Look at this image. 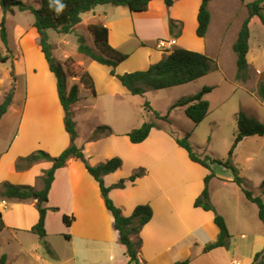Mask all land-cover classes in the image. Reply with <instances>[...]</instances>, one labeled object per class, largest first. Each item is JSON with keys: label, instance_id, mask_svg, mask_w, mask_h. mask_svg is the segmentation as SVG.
<instances>
[{"label": "crops", "instance_id": "0c3cea01", "mask_svg": "<svg viewBox=\"0 0 264 264\" xmlns=\"http://www.w3.org/2000/svg\"><path fill=\"white\" fill-rule=\"evenodd\" d=\"M249 1L252 0H244L243 4ZM235 2L209 0L211 19L204 37L196 35L197 12L201 0H173L170 6L165 5L162 0H151L144 12H132L126 6L102 4L82 13L81 17L92 14L93 24L102 23L108 28L109 44L127 55V58L114 68L115 73L123 74L148 68L175 47L199 51L210 56L207 39L213 20L212 7H216L221 13L225 9L230 10L231 4ZM98 6L104 7L97 11ZM169 19L178 22L173 34L169 31ZM252 23L262 25L258 18H253L249 26ZM222 24L224 25V22ZM15 28L19 36L25 32L24 27ZM33 28L34 44H27V41L22 39L17 41L13 48L7 34L6 47L10 49L8 56L12 60L16 81L12 101L0 119V184L8 182L29 185L39 190L42 186L40 176L52 166V162L39 160L28 168L18 170L15 167L17 159L36 150H44L51 156H57L70 144V136L64 127V111L58 98L56 78L49 70L39 45V34L34 26ZM221 32H224V29ZM36 37L38 42H35ZM170 38L177 40V44L171 49L156 47L159 39ZM248 46L247 61L251 73L249 80L255 81L254 90L249 92L256 95L255 89L264 71V43L257 36L252 37L250 30ZM95 62L91 58L82 62L94 80V92L79 81L70 83V86L77 84L79 89L78 100L71 105L77 131L75 143L82 149L91 165L112 157L121 158V166L104 175V183L107 186L127 178L140 167L145 169V173L133 182L126 181L123 188H112L109 192V196L123 215H130L138 204H148L152 209L151 219L139 233V262L176 264L188 259L189 264H252L253 255L264 245V225L258 217L256 204L247 200L236 185L243 194L241 199L245 198L242 202L247 208L246 211L250 212L252 219L257 215L256 220L259 221L255 222H261L262 227H258V231H231L225 212L218 209L213 199L212 182L220 179L225 185L233 184L235 182L232 181V175L218 178L212 168L209 170L192 161L186 150L177 145L160 124L152 128L143 141L130 142L126 133L133 127L130 107L132 101L127 99L131 94L127 93L120 83L118 85L117 78L110 74V67L105 65L106 69H101ZM86 63L95 69L94 74L86 67ZM117 67H120V71H116ZM23 77L26 79L25 86L21 80ZM246 82L243 83L244 87ZM9 85L8 70L4 73V78H0V102ZM208 86H211L212 90L205 94L204 98L209 101L211 109L210 96L215 86ZM82 90L88 95L83 96ZM89 93L92 94L91 97ZM101 94L106 98L99 99ZM259 102L264 105V100L259 99ZM81 113L86 115L82 118ZM90 114L99 117V120L90 126L80 127L82 121ZM101 125L110 127L112 132L94 134L95 129ZM166 139L172 141L168 147L162 146V141ZM210 171L213 173L208 183L210 201L215 211L224 217L230 239L227 246L204 252V245L217 238L218 227L213 221V211L194 206V200L200 195L204 187V177ZM263 195L264 193V202ZM35 203L34 196L25 200L4 199L0 196V213L4 223L0 237L4 232H8L9 238L16 243L12 252L2 254L5 255V264H103L105 253L116 250L118 244L122 245L98 182L88 173L83 162L75 157L69 158L64 166L55 170L45 203L48 208L44 221L45 240L52 251L51 254L45 250L40 239L31 246L27 244L35 240L31 236H37L31 232V227L37 223L39 217ZM63 215L73 218L70 225L64 223ZM240 215L241 212L236 213V221L240 222V228H245V217ZM60 234L65 235L69 241L77 236V246L71 243L70 246L59 247L61 251L58 250V247L52 244L54 240L51 237ZM235 235H240V243L232 239ZM56 240L58 239L56 238L55 242ZM122 246L123 257L113 264H125L128 261L125 247ZM109 257L112 258V254Z\"/></svg>", "mask_w": 264, "mask_h": 264}, {"label": "trees", "instance_id": "16d2710c", "mask_svg": "<svg viewBox=\"0 0 264 264\" xmlns=\"http://www.w3.org/2000/svg\"><path fill=\"white\" fill-rule=\"evenodd\" d=\"M151 0H40L38 8L24 3L22 0H0V8L2 17L0 20V39L4 46H7V31L5 27V17L7 13H12L14 7L21 11H29L34 16L33 26L39 34V45L48 64L49 70L56 78V88L58 98L64 111V127L70 136V144L57 156H51L44 150H36L26 156L19 157L15 167L23 170L30 167L39 160H48L52 162V166L45 170L40 176L41 188L34 189L29 185H18L4 182L0 184V196L4 199L25 200L36 195V208L39 213L37 223L31 227V232L35 233L45 250L51 254L52 251L46 243V231L44 229V221L47 212L45 203L51 183L54 178L55 170L65 165L66 161L75 157L81 160L88 173L98 182L102 198L106 208L111 212L114 219V226L119 232V242L125 247V254L128 261L125 264H142L138 260V249L140 246L139 233L141 228L151 219L152 209L148 204H138L134 207L130 215H123L121 209L115 205L109 192L112 188H123L126 181L133 182L136 178L145 173V169L140 167L135 170L127 178H122L116 183L107 186L104 183V175L114 172L118 169L122 160L120 157H112L104 162L91 165L85 157L82 149L75 143L77 131L75 121L73 120L71 105L78 100V85L72 84L67 87V72L63 64L53 56L51 45L48 42L47 30L52 29L61 33H69L73 27L81 21V15L84 12L92 10L97 5L112 4L116 6H126L132 12H144L148 9ZM165 5L170 6L173 0H162ZM242 3L244 0H240ZM209 0H201L197 12L196 35L204 37L208 30L211 14L208 8ZM60 4L65 7L58 13L57 8ZM247 16L241 23L236 39L232 44V50L236 56V80L246 82L250 78V68L247 61L248 40L250 37V22L253 18H258L264 26V0H252L246 2ZM178 26V22L169 19V31L174 33V28ZM90 32L94 37V42L101 53L95 52L90 45L85 42L83 35L77 34V51L92 60L106 65L111 68L110 74L115 76L121 86L131 95H143L148 89H163L194 81L213 69L217 68L216 61L209 55L190 50L182 47H175L160 61L150 65L146 69L134 70L117 74L114 68L127 58V55L113 48L108 42V28L102 23H95L90 26ZM7 57L0 55V62L6 61ZM74 76L79 77L80 81L94 92V80L86 69L75 71ZM11 84L5 92L0 102V119L6 113L14 94L16 77L10 71ZM212 90L211 86H203L197 92L182 96L171 104L164 115H160L154 111L156 118L168 120L169 112L175 108L182 107L186 116L195 124L201 122L209 112V101L204 95ZM257 94L261 100H264V71L258 82ZM143 107L148 111H152L150 104L146 101ZM155 121L150 120L143 122L139 127L128 131L126 135L132 143L143 141L149 134L150 130L156 127ZM236 132L232 149L243 139L253 135H264V122L259 121L254 116L248 115L243 111L236 113ZM108 132L112 130L108 126H98L94 134L97 132ZM189 134L185 133L181 138H174L177 145L184 148L188 157L204 167L211 170V164L218 163L225 167L231 168L233 175L232 181L235 182L242 190L247 200L256 204L258 209V217L264 225V202L262 194L264 193V180L260 183V193H254L244 186L243 179L235 174V169L229 164V161L212 158L209 155L200 156L197 154L188 141ZM213 177L210 171L204 177V187L200 195L194 200V206L202 207L205 210L213 211V221L218 227L217 238L207 242L203 251L207 252L212 248L219 246H227L230 239L224 217L215 211L209 197L208 183ZM72 217L63 215V221L66 225H70ZM4 229L2 215L0 213V232ZM134 236V238L132 237ZM0 264H5V255L0 258ZM176 264H189L188 259L177 262ZM252 264H264V245L257 251L252 258Z\"/></svg>", "mask_w": 264, "mask_h": 264}, {"label": "rangeland", "instance_id": "374dc122", "mask_svg": "<svg viewBox=\"0 0 264 264\" xmlns=\"http://www.w3.org/2000/svg\"><path fill=\"white\" fill-rule=\"evenodd\" d=\"M235 1V3L231 4L230 10L225 9L221 13L219 9L212 7L213 20L207 41L209 44L208 52L210 57H212L217 64L216 69L208 72L200 80L197 79L163 89H148L143 95H128L127 99L132 101L130 106L133 114L132 129L139 127L143 122L153 120L157 125L160 124L162 129L167 131L172 140L174 138H181L185 133H188V141L197 154L200 156L209 155L212 158L229 161V164L235 169V174L243 179L244 186L254 194H259L260 183L264 180V137L250 136L246 140L239 142L232 149L234 135L237 129V112L243 111L248 115L256 116L259 120L262 119L260 121L264 122V105H261L259 102L260 98L257 96V89H255L256 95L249 92L252 89L254 90L253 84H255V81L252 79L249 80L250 78L248 79L249 81L247 80L245 83L247 90L243 86L244 82L236 80L235 78L236 56L232 50V43L236 38L241 22L247 15L245 5L242 2ZM23 2L36 8L40 6V0H23ZM102 7L104 6H98L96 8L97 11L101 10ZM7 14V19L5 17V27L11 47L15 48L16 42L22 39H25L27 44H31L32 42L34 44L33 14L29 11H21L16 7H14L12 13ZM1 17L2 11L0 8V20ZM93 17L92 14H86L83 18L81 17V21L76 24L69 33H61L52 29L47 30L48 42L51 45L52 54L63 64L67 72L68 88L71 82L79 81L82 83L79 77L74 76V72L86 69L82 62L89 58L77 51V34L83 35L85 37V42L90 45L95 52L101 53L90 32V26L93 24ZM222 22H224V25H221ZM16 26L24 27L25 32L20 34V36L17 35L15 31ZM222 29H224V32H221ZM250 30L252 37L257 36L264 43V27L262 25L252 23ZM38 41L36 37L35 42ZM1 42L0 39V55L2 57H7L6 61L0 62V78H4V73L6 71L9 70L10 73L12 70L14 72V69L12 60L9 59L10 56H8L10 49L6 46L4 47V44L1 46ZM95 63L101 69L106 67L103 64ZM86 67L92 71L93 74L95 73V69L88 65V63H86ZM116 71H120V67H117ZM21 80L23 81L22 84L25 86V77ZM204 85H214L215 87L210 96L211 109H209L207 116L201 122L195 124L186 116L183 109L170 111L168 120L155 117L154 111L159 114L166 113L169 106L177 99L195 93ZM9 87L10 85L8 88ZM257 87L258 85L256 88ZM81 93L83 96L88 95L85 90H82ZM91 95L92 94L89 93V97H91ZM105 98L106 96L101 94L99 99L103 100ZM146 101L150 104L152 111H148L143 107V103ZM83 115L85 116L86 114L81 113L82 118L84 117ZM97 120H99V117L96 118L94 114H90L82 121L80 127L90 126ZM80 127L79 129L81 130ZM101 133L103 132H97V134ZM169 142L172 144L171 140L166 139L162 141L163 144H161L164 147H168L170 145ZM150 146H152V144H150ZM210 166L212 172L218 178L219 176L233 175L231 168L221 164L213 163ZM212 183V185H214L213 199L218 209L225 212L231 231H258V227H262L261 222H255V220L258 219L257 215L252 219L250 212L246 211L247 208L242 202L245 198L241 199L243 194H241L237 188L236 183L225 185L220 179H215ZM242 208L244 209L242 210ZM238 212H241L240 216L245 217L243 222L245 228H242V226L240 228V222L236 221V213ZM9 236L10 234L8 232H4L3 236L0 237V257L4 252H12L16 244ZM55 236L56 237H51L54 240L52 244L56 248L58 247L60 251L61 249H59V247H64L66 245L70 246L72 245L71 243L77 246V236H74L72 241L67 240L65 235L60 234ZM31 237L35 240L27 243L30 246L39 239L38 236ZM132 237L134 238V236ZM56 238L58 240L55 242ZM232 239L238 243L241 242L240 235H235ZM116 247H118L116 250L105 253L103 256V264H113L121 260L123 257V246L118 244ZM110 254H112V258L109 257Z\"/></svg>", "mask_w": 264, "mask_h": 264}, {"label": "built area", "instance_id": "2783aa9c", "mask_svg": "<svg viewBox=\"0 0 264 264\" xmlns=\"http://www.w3.org/2000/svg\"><path fill=\"white\" fill-rule=\"evenodd\" d=\"M177 44L176 38L159 39L156 43V47L163 50H169ZM5 203V201H3Z\"/></svg>", "mask_w": 264, "mask_h": 264}, {"label": "clouds", "instance_id": "9594fccd", "mask_svg": "<svg viewBox=\"0 0 264 264\" xmlns=\"http://www.w3.org/2000/svg\"><path fill=\"white\" fill-rule=\"evenodd\" d=\"M64 7H65L64 4H60L59 7L57 8V12L59 13Z\"/></svg>", "mask_w": 264, "mask_h": 264}, {"label": "water", "instance_id": "95a60500", "mask_svg": "<svg viewBox=\"0 0 264 264\" xmlns=\"http://www.w3.org/2000/svg\"><path fill=\"white\" fill-rule=\"evenodd\" d=\"M34 197H36V195Z\"/></svg>", "mask_w": 264, "mask_h": 264}]
</instances>
